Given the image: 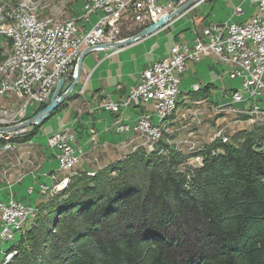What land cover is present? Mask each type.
<instances>
[{"label": "trees", "instance_id": "1", "mask_svg": "<svg viewBox=\"0 0 264 264\" xmlns=\"http://www.w3.org/2000/svg\"><path fill=\"white\" fill-rule=\"evenodd\" d=\"M211 88L189 98L209 100ZM182 105L178 98L175 109ZM36 127L12 141L32 140ZM174 137L164 133L152 152L134 151L93 176L71 174L7 248L0 244V264L10 252L6 264H264V125L200 147L199 165L167 144Z\"/></svg>", "mask_w": 264, "mask_h": 264}, {"label": "built area", "instance_id": "2", "mask_svg": "<svg viewBox=\"0 0 264 264\" xmlns=\"http://www.w3.org/2000/svg\"><path fill=\"white\" fill-rule=\"evenodd\" d=\"M202 1L198 0L192 6ZM251 2L257 4V11L247 20L205 26L201 37L190 44L171 45L168 56L144 69L138 82L121 101L101 99L97 109L117 116L116 127L112 125L105 131L139 133L145 137L146 143L154 138L157 132L155 115L162 112L166 104H171L174 91L178 90L179 74L186 71L187 62L198 61L202 56L216 60L230 79L240 80L241 95L229 96L226 107H219L218 103L215 109L231 110L233 102H241L242 110L252 111V116L264 110L260 108V101H264V0ZM175 4L177 6L178 3ZM173 9L156 4V0H83L80 16L65 21L40 22L38 30L26 28L25 14L12 15V11H5V16H0V44L4 47L17 44L15 60L0 73V95L14 94L17 97V108L10 111V117L17 113L19 118H23L28 105L49 101L59 81L63 79V83L74 75L77 56L84 48L120 41L124 38L121 32L126 26L141 30ZM97 11L99 15L95 23L85 29L90 15ZM242 13L241 6H237L234 14ZM10 20H17V29H9ZM129 100H140V107H129ZM148 105L151 111H148ZM129 108L148 111V120H139L137 111L132 124L124 123L119 115ZM230 123L226 122V125ZM15 132L17 130L0 134ZM64 133L54 134L47 140L50 148L59 149L56 154L59 170L69 168L77 159V153L68 144L72 136L68 138ZM218 135L225 134L216 132L215 136ZM228 140L225 138V142ZM196 162L198 160H193L192 164ZM19 213L24 211L18 202L9 201L0 207V240H10V235L15 233L13 223L18 220Z\"/></svg>", "mask_w": 264, "mask_h": 264}, {"label": "rangeland", "instance_id": "3", "mask_svg": "<svg viewBox=\"0 0 264 264\" xmlns=\"http://www.w3.org/2000/svg\"><path fill=\"white\" fill-rule=\"evenodd\" d=\"M3 1L8 2V0H3ZM22 1L23 0H10L9 3L11 2V4H14V2L19 3ZM28 2H29L28 3L29 6H31V4H35L33 6H36L35 8L36 14L40 16H50L56 19L57 18L58 19H69V18L77 17L73 13V10H75L74 9L75 7L76 8L81 7L83 0H28ZM210 3L212 4V2ZM156 4L166 6L170 9H173L176 6V4L174 5V3L171 0H156ZM211 4L208 5V3H206L203 10H200V8H197L194 12H192L191 14L192 16L196 15L198 17L197 31L201 30V23H199V21H200V18H202V16H206L205 18L206 21H220V23L225 22V21L241 22L245 20L246 18H249L251 15H253L257 11V4L252 3L251 0H216L214 3V6L212 5V8H211ZM237 6H241V9L243 11V13L240 15L233 14ZM94 16L91 17L90 19L91 22L96 20L98 17V16L96 17ZM176 20L171 23L172 27L170 28V30L161 31V28H160L158 32L156 31V33L150 35L148 37L150 39L145 43V45L140 46L139 53H143L147 49L153 52L155 57H158V56L161 57L162 55H164V53L168 51V49L170 48V45L174 41L178 43L189 44V41L191 37L193 36L192 30L194 26L191 18H188V17L184 19L182 18L178 22H176ZM133 28H136V27L132 25H128L122 31L125 32ZM92 53L93 52L88 53L86 55V57L83 60L82 68L89 67V65L91 66V64H95L96 62L95 59L91 57ZM128 54L129 53H127V56ZM215 61L212 58V69H210V72L212 73V78L209 75L207 78V74H205L206 72L202 70V68H205V66L199 65L200 68L198 69V74L199 76L204 75V79L206 80L202 81V78L200 80H196V81L201 82L200 84H203L202 82H209V81L212 82V85H213L212 100L211 101L191 100L189 98L190 96L188 95V92L193 91L192 89L194 86L190 85V81H189L184 85L185 92H182L181 97H179V95L177 96L179 100H183L184 95H186L188 98L186 100H183L182 106L175 109L174 111L175 113L171 120L166 119L165 120L166 122H164L165 124L163 123V121L161 122L162 126H164V130L162 134L171 133V134H174L175 136L174 137L175 139H173L172 141L168 140L167 144L175 145L176 149L180 150L183 153L186 152V153L192 154L190 159L188 160V162L190 163L193 160H196V156H198V153L202 151V150L201 151L194 150L196 147L200 149V147L205 146L207 143L211 141L220 140V139H216V136H215L216 132L224 133L225 134L224 138H230L236 132L240 130L250 129V127L254 125V123L251 122L252 123L251 124L248 119H245L243 117L242 118L238 117V121H237V115L235 114V112H233V110L230 111L227 109H215V106L218 103L220 105V103L223 104L226 101H228V98L231 95V93L234 91V89L240 90V80L230 79L224 73L225 68L222 65L217 64L218 63L217 61H216L217 63H215ZM81 73H82V69L80 71V78L74 90L71 92V95H74V93L81 90L82 89L81 86H84L85 88L87 81H84L82 79ZM188 76H189V80L194 79L193 78L194 74H192V72H190ZM80 81L84 83V85L83 84L80 85L79 84ZM184 86L180 85L181 91H183ZM199 87H202V86L198 84V89ZM220 89H225V91L223 92V95L219 92ZM16 106H17V98L14 94H4L2 97H0V110H2L0 111V128H8V127H12L17 124H20L24 122L27 118L31 117L32 115H34L36 112L39 111L38 110L35 112L38 105L31 104V105H28L25 116L23 118H19L20 116L17 115V113L14 116L9 117L8 115L10 114V111L15 110L17 108ZM260 106L264 108V101H260ZM77 107H78L77 112L79 110L83 112L86 109L85 105H82V104H78ZM150 108L151 107L148 105L147 106L148 111H151ZM148 111L146 112L148 113ZM104 112H107V111H104ZM58 114H59V111L52 114L50 118L44 120L42 123L38 125L26 126V127H20V128L14 129V130L24 129V132H25V133L23 132L22 134H19L18 136H15L14 138L8 140L7 143L10 144L12 148H15V149H12V150L4 149L3 147L6 142L0 139V171L3 176L2 180H4L3 181L4 185L2 186V188H0V190L2 191L0 192V201L4 204H7L9 201H14V202L17 201L18 203L24 206H27V209H28L27 211L29 212V215H27V218L22 223V228L20 226V228L17 230L18 232L23 229V225L27 221V219L33 216L38 211V208L42 204H45L49 198L53 196H57L62 190L66 189L69 183V176L75 173L76 171H81V169L79 168L81 165L87 166L89 168H93L89 170H83V171H86L89 176H93L95 170L103 169L107 165L113 164L117 161H121L128 154L134 151L139 150L140 152L149 153L154 150V147L150 148L149 146H151V144H147L144 139L145 137L139 133H134V132L118 133V134H124V135L130 134L131 140L132 138L134 140L133 143L135 147L127 151L126 153H122L120 156H118L119 154L116 152L115 156H113L112 158L113 160L103 165L104 162H103V159H101V157L100 159H98L99 157L98 158L96 157L98 159L96 161L95 159H93L94 158L93 155L87 152L85 153L82 147L80 146L78 147V145L75 144V140L77 137L76 129L78 128L77 127L75 128L74 125L78 123L79 118L78 117L75 118L76 122L74 120L72 123L63 126L64 128L61 129L60 131H57L56 129L62 126V123L60 122V117ZM61 116L64 117V114L61 113ZM168 117L169 116H167V118ZM135 119L132 122H130V124H132L135 121ZM220 119H225V121L222 122ZM154 120L155 122H157L156 117ZM114 122H117L116 119L112 122V125L116 127V125H114ZM123 122L128 123L125 121ZM226 122H231V123L230 125H226ZM35 126H37L36 127L37 129L35 131V134L32 140L25 142V143H15L12 141L13 139H17L19 137H22L28 134L31 131V129ZM79 126H81V124H79ZM106 129H108V127H106L103 131H105ZM7 132H11V131H7ZM59 132L60 134L65 132L64 135H67L68 138L72 136L71 139L68 141V144L71 145V147L77 153V156H76L77 159L69 167L70 169L68 168V171L59 170L60 166H59V162H57V167L54 170L42 173L41 174L42 176L44 175L50 179V183L49 184L40 183L39 185L37 184L38 186L37 194L39 197L37 199H34L36 197L35 195L30 196L31 192L34 189L33 187H31L28 190V193H26L24 183L16 184L15 187L12 189V185L16 182L22 181L23 178H27V176H31V177L36 176L35 171L37 170L36 165H38V163L37 161L33 159V156L31 154V151L34 148L35 143L45 148L46 151L50 150L54 159L56 161L58 160L56 157V154H58L59 149L57 150L55 148H50L48 146L47 140L50 136L57 134ZM0 133H4V132H0ZM74 133L75 135H73ZM212 136H215V137H212ZM96 138H97L96 133H92L90 135L89 140H94L92 142L90 141V144L92 145L91 148H96L97 146H99L100 141ZM138 139L140 142H137ZM174 140L177 141L176 144L173 142ZM190 142H193V143H190ZM131 144H132V141H131ZM189 147H193V150L188 151ZM107 148L110 150L116 149V147L114 146H109ZM24 155L26 156V159L24 158ZM5 158H6V161H4ZM52 176H53V179L50 178ZM7 188L8 190H6ZM7 191H8V194L10 195L8 198L4 195V193ZM12 191L13 193H11ZM13 195H15V199ZM11 198H13L14 200ZM40 198H43V199L41 200ZM27 202L31 204H26ZM34 202L36 204H34ZM17 231H15V233ZM15 233H14V236L10 238V240H6V241L0 240V244H3V249L7 248L12 243L15 237ZM12 256H13V253L11 252L5 254L3 264H6L12 258Z\"/></svg>", "mask_w": 264, "mask_h": 264}, {"label": "crops", "instance_id": "4", "mask_svg": "<svg viewBox=\"0 0 264 264\" xmlns=\"http://www.w3.org/2000/svg\"><path fill=\"white\" fill-rule=\"evenodd\" d=\"M216 0H203L198 5H194L184 12H182L180 15L172 18L169 22H167L162 28L161 31H167L170 30L172 27V22L175 21L178 22L182 18H191L192 23L194 24L192 34L189 44L192 43L193 40H195L197 37H201L202 29L212 23H220V21H206V16H202L200 18L199 23H201V30L197 31V21L198 17L196 15H191L192 12H194L197 8H200V10L204 9V6L206 3L211 4L214 6ZM208 7V6H207ZM73 13L78 17L82 13V6L78 8H74ZM211 12V11H210ZM234 14V12H233ZM95 15V16H94ZM99 15V11L93 13L90 15L91 17H96ZM181 16V17H180ZM231 19V18H230ZM246 18L245 20H247ZM96 20L93 22H88L85 25V29H87L89 26H91ZM244 21V20H243ZM175 22V23H176ZM242 22V21H241ZM174 23V24H175ZM78 24H81V21L78 22ZM160 31V32H161ZM158 32V31H157ZM156 33V32H155ZM154 34V33H153ZM152 35V34H151ZM150 36V35H149ZM149 36H146L138 41H135L129 45H126L124 47L118 48V49H106V48H99L92 53V58L95 59V64L89 65V67L82 68V79L84 81H87L85 88L84 86H81L82 89L74 93L72 97L65 101V104L60 108L59 111V117L60 122L62 123L61 127H58L56 130L60 131L63 129L65 125H68L74 121L75 118H79L78 123L74 125V127L78 128L76 129V140L75 144L82 147L84 152L89 153L94 156L93 159L96 161L98 159H103V162L107 164V162L112 161L113 156H115V153L117 152L120 156L122 153H126L127 151L134 148V140L131 135H124V134H117L112 129L109 131H103L106 127L110 128L112 126V122L117 118L116 115L111 114L110 112H104L102 110L97 109V104L99 103L100 99L103 98H110L114 101H121L129 92V89L135 85L139 80L140 73L146 69L148 66L151 65L156 60H159L161 58H164L169 55L170 48L164 55L161 57H155L153 52L146 49L143 53H139V48L142 45H145V43L150 39ZM178 43L174 41L171 45ZM170 45V47H171ZM91 53V52H89ZM127 53L128 56H127ZM87 55V54H86ZM84 56V58L86 57ZM83 58V60H84ZM215 61V60H214ZM215 63H217L215 61ZM219 64V63H217ZM83 65V61H82ZM199 65L205 66V68H202L205 74H207L212 78V73L210 72V69H212V58L211 57H205L202 56L198 61H189L187 62V69L185 72L179 74L180 82L178 85L179 90V97H181L182 92H185V84L190 81V85L199 84L200 86H203L204 84H211L212 82H202L203 84H200L201 82L196 81L200 80L202 78L204 79V75L198 74V69L200 68ZM196 71V72H195ZM209 71V72H208ZM192 72L194 74V79L189 80V74ZM199 76V77H198ZM209 77V78H210ZM68 79L64 80V83H67ZM82 80V81H83ZM80 85H84L81 81L79 82ZM180 85H183V91L180 90ZM61 87V86H60ZM225 89H220L219 92L223 95V92ZM188 97L186 95L183 96V100H186ZM178 99V98H177ZM210 101L212 100V88H211V95H210ZM78 104L85 105L86 109L82 112H77V106ZM96 108V109H95ZM57 111V112H58ZM137 109L136 108H129L128 110H125L122 115H119L120 118L123 119L125 122H132L136 116H137ZM140 111H138V116L140 114ZM61 113L64 114V117L61 116ZM81 124V126H79ZM60 126V125H59ZM79 133V134H78ZM92 133L97 134V138L100 141L99 146L96 148H91L90 144V135ZM89 140V141H88ZM94 141V140H92ZM91 141V142H92ZM132 141V144H131ZM137 141V140H135ZM137 142H140L139 139ZM129 143V144H128ZM123 144V145H122ZM114 146L116 149L110 150L107 147ZM31 154L33 156V159L37 161L38 165H36V176H27V178H23L22 181L16 182L12 185V189L15 187L16 184L24 183L26 193H28V190L33 187V191L31 192L30 196L35 195L36 197L34 199L39 198L37 194V184L45 183L49 184L50 179L46 176H42L41 174L44 172H49L54 170L57 167V161L52 156L51 151H46L45 148L41 147L38 144H34V148L31 151ZM98 159H97V158ZM24 158L26 159V156L24 155ZM115 159V158H114ZM117 159V157H116ZM6 161V158L5 160ZM4 163V162H3ZM81 170H89L93 168H89L87 166H80ZM96 169V168H95ZM3 176L0 171V188H2ZM7 187V186H6ZM8 190V188L6 189ZM0 192H2L0 190ZM13 193V191L11 192ZM4 195L8 198L10 195L8 194V191L4 193ZM14 199H15V195ZM41 200L43 198H40ZM7 200V199H6ZM26 204H31L27 202ZM34 204H36L34 202Z\"/></svg>", "mask_w": 264, "mask_h": 264}, {"label": "bare ground", "instance_id": "5", "mask_svg": "<svg viewBox=\"0 0 264 264\" xmlns=\"http://www.w3.org/2000/svg\"><path fill=\"white\" fill-rule=\"evenodd\" d=\"M9 1L10 0H8V2L0 0V16H5V11H12V15L25 14L27 16L26 28H28V30L40 29V22H55V21H65L66 20V19H58V18L56 19V18H53L50 16H40V15L36 14V9H35L36 6H33L35 4H31V2H30L31 6H29L28 0H23L22 2H19V3L14 2V4H11V2L9 3ZM9 29H17V20H10L9 21ZM16 55H17V44H8L7 47L1 46V44H0V73H1V71L6 70L9 67V64L13 60H15ZM192 90L193 91L198 90V86H194ZM178 93H179V90L174 91V99L171 101V104H166L164 106V110L162 112L158 113L157 115H155V117L157 118V122H155V123H157L156 124V131L157 132L154 133V138H150L149 140H147V144L153 145L157 140H159L161 138L162 132L164 130V126H162L161 122L162 121H163V123L166 122L165 120L168 119L167 116H170L173 113V111L175 110L176 99H177ZM3 95L4 94L0 95V97H2ZM240 95H241V88H240V90L234 89V91L231 93L230 96H240ZM129 107H140V100H129ZM219 107H226V102L223 104L220 103ZM260 108H262V107L260 106ZM219 109H227V108H219ZM232 110H233V112H235V114L239 118L243 117L245 119L250 120V123L252 122L254 124H260V125L263 124L264 125V110H261V112H258L252 116V111L242 110L241 102H233V109H231L230 111H232ZM0 111H2V110H0ZM238 111H240V112H238ZM145 112H146L145 110L140 111V114L138 116L139 120H148V113L147 112L145 113ZM8 116L10 117V114ZM23 132H24V129L17 130V132L7 134V135H1L0 134V139L4 140L6 142L3 148H12V146L7 143L8 140L14 138L15 136H18L19 134H22ZM73 135H75V133ZM224 137H225V135H218V136H216V139H220L222 141H225ZM74 140H73V142H74ZM174 143L176 144L177 141H175ZM192 150H193V147H189L188 151H192ZM194 150L197 151V150H199V148L196 147ZM196 160H198V162H196L195 164H200L201 157L196 156ZM63 170L68 171V168L63 169ZM11 199H13V198H11ZM3 205H4V203L1 202L0 207H2ZM27 210H28L27 206L22 205V211H24V213L18 214V220L13 223V232L17 231L20 228V226L22 228V223H23V221H25V219L27 217L26 214L29 215V212ZM12 236H14V234L10 235V238Z\"/></svg>", "mask_w": 264, "mask_h": 264}, {"label": "water", "instance_id": "6", "mask_svg": "<svg viewBox=\"0 0 264 264\" xmlns=\"http://www.w3.org/2000/svg\"><path fill=\"white\" fill-rule=\"evenodd\" d=\"M174 3H178L177 6L169 13L165 14L163 17L159 18L156 22L150 24L149 26L141 29L137 33H135L132 36H128L123 38L120 41L112 42V43H106V44H100L96 46H89L84 48L80 51V53L77 56L76 62H75V70L74 75L71 78V83L69 86L65 89L63 92H59L60 86L62 84L63 79L59 81V83L56 85L48 103L40 109L38 112H36L31 117L27 118L24 122L17 124L12 127L8 128H0V132H7L12 131L14 129L20 128V127H26V126H34L42 123L44 120H46L50 114L71 94V92L74 90L75 86L77 85V82L80 78V71L82 67V61L86 54L91 52L94 49L99 48H106V49H116L121 48L123 46L129 45L135 41H138L146 36H149L156 31H158L160 28H162L170 19L174 18L175 16L180 15L182 12L190 8L196 1L198 0H184L183 2H180V0H172Z\"/></svg>", "mask_w": 264, "mask_h": 264}]
</instances>
